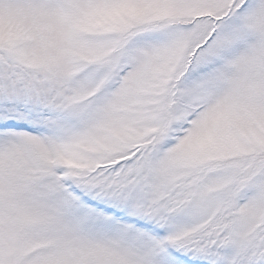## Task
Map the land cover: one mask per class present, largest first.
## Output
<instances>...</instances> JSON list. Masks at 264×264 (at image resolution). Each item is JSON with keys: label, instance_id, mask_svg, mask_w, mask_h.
<instances>
[{"label": "snow or ice", "instance_id": "1", "mask_svg": "<svg viewBox=\"0 0 264 264\" xmlns=\"http://www.w3.org/2000/svg\"><path fill=\"white\" fill-rule=\"evenodd\" d=\"M0 264H264V0H0Z\"/></svg>", "mask_w": 264, "mask_h": 264}]
</instances>
